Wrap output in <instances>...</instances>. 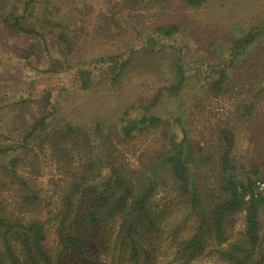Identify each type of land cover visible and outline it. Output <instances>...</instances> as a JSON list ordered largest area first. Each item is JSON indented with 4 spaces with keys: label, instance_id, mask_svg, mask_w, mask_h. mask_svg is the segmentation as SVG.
<instances>
[{
    "label": "trees",
    "instance_id": "trees-1",
    "mask_svg": "<svg viewBox=\"0 0 264 264\" xmlns=\"http://www.w3.org/2000/svg\"><path fill=\"white\" fill-rule=\"evenodd\" d=\"M169 1L107 0L104 17L107 25L117 28L123 25L120 17L140 19ZM209 1L212 0H183L193 8ZM63 3V0H0V28L22 34L35 41L36 46L41 44L40 52H48L49 41L54 39L61 55L74 56L77 34L71 23L76 17L72 12L60 13ZM103 28L106 26H100ZM154 31L141 49L131 48L126 56L111 54L93 58L88 65L72 64L81 89L93 86L94 72L100 68L110 83H120L133 69L134 54L163 53L166 47L172 48L166 40L180 34L181 28L170 23L157 25ZM263 36L264 27L258 26L232 37L227 57L221 56L210 64L195 62L193 74L184 65L182 50L168 51L173 81L161 86L147 104L125 107L118 123L107 133H102L100 123L92 132L71 120L52 125L58 111L52 91L41 95L37 104L39 114L30 120L22 112L33 98L16 102L14 105L23 107L15 118L24 121L20 123L23 127L19 129L17 148L28 149L32 143L42 146L49 142L70 172L71 181L63 188L56 211L47 219L39 214L23 215L21 206L18 211L0 206V264H136L141 255L151 264H264L260 215L264 208L262 165L236 164V129L224 127L218 131L217 181L214 186L204 185L198 168L207 157L197 156L180 109L174 110L172 120L152 112L165 94L179 96L199 66L211 94L229 92L238 80V70L246 66L249 54L262 43ZM263 92L264 86L253 95L248 94L249 102L243 103L247 114L254 107L253 100ZM150 128H158L159 146L140 156L138 167H131L115 152L110 134L119 141L127 140ZM14 149L0 147V169L18 184L19 203L31 205L39 200V195L17 170L23 158L10 153ZM9 153L11 158L3 164ZM81 153L89 155L87 163L71 169V163ZM168 182L185 201L183 212L170 221L156 214L152 205L158 188ZM236 215H242L244 227L237 237L230 238L227 228L234 224ZM48 223L56 235L54 246L46 243ZM201 257L207 259L201 261Z\"/></svg>",
    "mask_w": 264,
    "mask_h": 264
},
{
    "label": "rangeland",
    "instance_id": "rangeland-1",
    "mask_svg": "<svg viewBox=\"0 0 264 264\" xmlns=\"http://www.w3.org/2000/svg\"><path fill=\"white\" fill-rule=\"evenodd\" d=\"M63 1L60 13L72 12L76 17L71 23L77 34V53L74 56L61 55L54 39L49 41L48 52H40L41 44L36 46L35 41L22 34L0 28V147L15 148L10 153L23 158L17 170L39 195L34 204H20L18 184L0 169V206L16 211L21 206L23 215L39 214L43 219L56 211L63 188L70 184L71 174L49 142L42 146L35 142L28 149L17 148L23 120H17L15 114L23 105H14L16 102L33 98L22 112L30 120L39 114L37 104L41 95L52 91V101L58 110L52 125L71 120L92 132L100 123L102 133H107L118 123L125 107L147 104L161 86L173 81L168 51L182 50L184 65L193 74L195 62L210 64L217 62L221 56L227 57L232 37L244 35L254 27H264V0H212L199 8L189 7L183 0H170L164 7L146 13L140 19L120 17L118 20L123 25L117 28L107 25L104 17L107 0ZM170 23H177L181 28L180 34L166 40L172 48L166 47L159 55L134 54L133 69L118 84L110 83L101 74L102 68L97 69L93 86L81 89L72 64L86 62L88 65L93 58L111 54L126 56L131 48L143 47L155 34V26ZM102 25L106 28L100 29ZM247 60L246 66L238 70V80L229 92L218 96L211 94L199 66L198 72L187 81L179 96L165 94L152 109L153 113L171 120L174 110L180 109L197 156L207 157L198 168L204 185L216 184L220 149L218 131L224 127L236 129V164L261 163L264 177V92L256 101L253 100L254 107L249 114L244 110V105L249 102L248 94L253 95L264 86V36ZM44 69L51 72L42 73ZM110 139L115 152L131 167H138L139 157L150 153L160 142L158 128H150L120 141L110 134ZM10 153L2 157L3 164L11 158ZM82 154L76 155L71 169L81 167L82 162L87 163L89 155ZM170 182L158 188L152 201L155 213L167 221L179 216L178 212H183L185 205ZM260 215L264 232V208ZM235 219L234 224H229L227 228L230 238L237 237L244 227L242 215H236ZM47 233V245L54 246L56 235L50 223L47 224ZM206 259L201 257L199 260ZM135 263L151 264L144 255Z\"/></svg>",
    "mask_w": 264,
    "mask_h": 264
},
{
    "label": "built area",
    "instance_id": "built-area-1",
    "mask_svg": "<svg viewBox=\"0 0 264 264\" xmlns=\"http://www.w3.org/2000/svg\"><path fill=\"white\" fill-rule=\"evenodd\" d=\"M262 186H264V184H261Z\"/></svg>",
    "mask_w": 264,
    "mask_h": 264
}]
</instances>
